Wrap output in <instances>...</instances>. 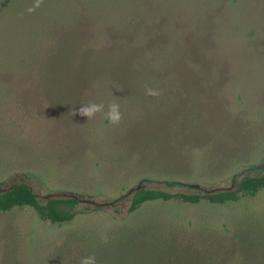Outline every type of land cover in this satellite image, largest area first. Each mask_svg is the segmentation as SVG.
<instances>
[{
  "label": "rangeland",
  "instance_id": "374dc122",
  "mask_svg": "<svg viewBox=\"0 0 264 264\" xmlns=\"http://www.w3.org/2000/svg\"><path fill=\"white\" fill-rule=\"evenodd\" d=\"M35 2L0 0V189L81 202L62 224L0 213V264H80L85 244L142 224L167 249L179 238L262 264L264 190L135 212L128 193L264 175V0H39L29 13ZM113 101L119 124L76 111Z\"/></svg>",
  "mask_w": 264,
  "mask_h": 264
},
{
  "label": "trees",
  "instance_id": "16d2710c",
  "mask_svg": "<svg viewBox=\"0 0 264 264\" xmlns=\"http://www.w3.org/2000/svg\"><path fill=\"white\" fill-rule=\"evenodd\" d=\"M175 184L177 183H168L169 186ZM137 187L132 194L128 195L131 202L130 212H135L143 205L159 200L169 202L178 199L186 204H198L203 199H207L213 204L220 205L237 202L242 196L255 197L264 190V175L245 179L236 188L209 192L205 195L172 194L148 189L143 185L140 189ZM191 187L197 188L194 185ZM46 199L42 201L25 184L13 185L0 193V213L9 212L16 207H32L44 221L62 224L73 220L74 209L81 202L76 196L63 198L48 195ZM151 236H153L151 230L144 224L123 227L116 230L108 241L87 243L79 251L84 252V256L95 255L97 264H237L229 253L226 255L220 252L215 253L216 251L209 252L210 249H207V252H199L193 244L183 243L179 238L172 247L167 249L166 243L159 241L157 237L151 241ZM238 264L260 263L246 260Z\"/></svg>",
  "mask_w": 264,
  "mask_h": 264
},
{
  "label": "clouds",
  "instance_id": "9594fccd",
  "mask_svg": "<svg viewBox=\"0 0 264 264\" xmlns=\"http://www.w3.org/2000/svg\"><path fill=\"white\" fill-rule=\"evenodd\" d=\"M39 7V0L33 4L32 7L28 8L27 11L29 13L35 11L36 8ZM146 94L149 96L158 95V91L152 88H146ZM77 114L86 117L87 120L92 119L97 113H102L104 118L111 124H119L121 120V111L119 103L113 101L107 105L105 109V105L103 102L101 103H88L84 105H80V107L76 110ZM80 264H97V260L95 255H88L83 257L80 260Z\"/></svg>",
  "mask_w": 264,
  "mask_h": 264
},
{
  "label": "water",
  "instance_id": "95a60500",
  "mask_svg": "<svg viewBox=\"0 0 264 264\" xmlns=\"http://www.w3.org/2000/svg\"><path fill=\"white\" fill-rule=\"evenodd\" d=\"M195 187H198V186L195 185ZM140 188H141V185H139V186L137 187V189H140ZM133 191H135V188L131 189V190L129 191L128 195L132 194ZM0 192L3 193V192H5V190H4V191H0Z\"/></svg>",
  "mask_w": 264,
  "mask_h": 264
},
{
  "label": "flooded vegetation",
  "instance_id": "af4514ba",
  "mask_svg": "<svg viewBox=\"0 0 264 264\" xmlns=\"http://www.w3.org/2000/svg\"><path fill=\"white\" fill-rule=\"evenodd\" d=\"M9 189V188H8ZM8 189H0V191H4V190H8ZM1 193V192H0ZM77 197V196H76ZM92 204H93V202H92Z\"/></svg>",
  "mask_w": 264,
  "mask_h": 264
}]
</instances>
